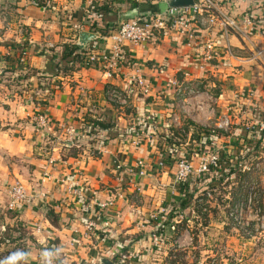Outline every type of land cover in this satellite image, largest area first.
Wrapping results in <instances>:
<instances>
[{
	"label": "crops",
	"instance_id": "0c3cea01",
	"mask_svg": "<svg viewBox=\"0 0 264 264\" xmlns=\"http://www.w3.org/2000/svg\"><path fill=\"white\" fill-rule=\"evenodd\" d=\"M37 1L43 6L33 5V0H0V199L8 197V191L16 183L27 188L33 200L13 211L18 223L31 230L35 244L41 248L56 243L62 264H99L101 258L115 261L120 253L135 255L132 264H168L166 249L157 250L153 245L150 218L157 214L173 217L181 209L184 196L177 192L174 183L177 162L175 167L171 164L160 167L157 164L160 158L154 154L149 140L138 145L136 136L130 139L124 136L138 124L142 125L139 129L142 135L161 131L170 126L173 120L169 119L179 120L175 105L181 103L192 112L186 103L196 106L201 103L199 96L203 94L188 100L177 98L176 86L171 81L190 86L219 83L226 89L219 97L215 96L218 98L206 92L219 106L225 97L239 101L238 94L244 87L246 92L247 87L255 89L261 100L264 97L261 79L253 77L251 87L247 80L243 84L240 77L245 74L240 66L249 68L255 62L250 59L242 62L244 59L234 55L235 51L245 53L243 49L251 53V49L237 36H230L233 57L214 61L200 70L185 38L176 32H165L143 45L126 42L121 69L107 80L103 67L99 64L85 67L82 55L111 52L114 32L123 22L164 12L170 6L169 1L54 0L51 8ZM230 1L234 13L242 15L243 5L238 0ZM260 1L253 2L251 8L255 9ZM262 6L264 13V3ZM93 7H108L109 12L91 18ZM93 23L96 26L92 29ZM80 32L94 34L97 39L80 49L79 61L62 64L61 47L78 46ZM254 41L264 47L263 40ZM24 54L25 62L21 63ZM48 57H54L53 63L60 64L58 75L48 68ZM135 65L146 79L150 90L147 95L130 84ZM34 73L41 77L36 78ZM9 74L19 77L9 81ZM40 82H45L44 88ZM110 88L130 93L129 105L124 108L113 105L107 95ZM260 109L264 111V100ZM40 115L47 118L48 128L38 125L36 119ZM92 135L94 142L90 141ZM171 151L166 154L167 160H173ZM202 160L203 157L200 165ZM140 163L144 167L136 168ZM118 164L121 170H117ZM132 168L136 173L144 170L146 175L133 181L129 174ZM119 195L123 198H118L114 206L99 209L102 202ZM242 196H237L235 203L244 201ZM49 208L54 210L59 226L47 218ZM89 221L101 224L102 231L87 232ZM104 223L108 226H103ZM223 224L210 221L203 226L189 219L179 225L187 227L194 241L183 256L179 255L183 264L185 261L208 264L214 256L219 264H235L234 260L236 264H264V236L259 241L246 240L235 236ZM194 226L207 234L198 236ZM177 227L165 228L170 241L185 231L178 233ZM38 254L28 246L23 263L44 264L47 258L42 263ZM21 263L18 260L12 264Z\"/></svg>",
	"mask_w": 264,
	"mask_h": 264
},
{
	"label": "built area",
	"instance_id": "2783aa9c",
	"mask_svg": "<svg viewBox=\"0 0 264 264\" xmlns=\"http://www.w3.org/2000/svg\"><path fill=\"white\" fill-rule=\"evenodd\" d=\"M44 3V7L51 8L54 0H40ZM170 1V0H165ZM195 4L192 6H185L179 8L169 7L164 12L149 13L132 20L123 22L117 31L114 32L113 40L115 42L111 52L97 53L87 52L82 55V64L85 67H90L94 64H99L103 67L104 75L107 80L113 78L114 74L118 73L123 65L124 45L125 43H131L133 45H143L153 39L154 37L165 32H176L185 38L186 46L191 50L194 61L197 63L200 70H205L207 65L212 64L214 61H224L227 57H233L231 51V45L229 43L230 36H237L245 44H248L251 51V61L258 63L263 69L264 79V47L258 46L255 39L264 41V21L255 22L250 14H235V7L231 4L230 0H194ZM247 0H238L239 5L246 4ZM80 29V26H77ZM207 35L204 36V35ZM214 37L215 39L208 38ZM25 55H22L20 62H25ZM237 58V57H236ZM130 84L139 88L143 95L150 93L149 87L146 83V79L139 68L135 65L133 72L131 73ZM171 85L176 86L177 94L182 92V84L171 81ZM246 91V90H245ZM193 92V91H192ZM109 101L116 107L124 108L129 104V95L125 90L118 88H110L108 90ZM248 95V96H247ZM257 95L255 89L247 87L246 96L254 97ZM39 126L48 128V121L44 115L38 116L36 119ZM254 127H248L244 131L246 135H241L242 142H246L249 147L248 150H253L257 146V140L259 135L264 138V118L260 117ZM229 127V121L219 125L221 129H227ZM215 133V130L212 131ZM246 149V147H244ZM221 150V149H218ZM217 150V151H218ZM257 154H264V146L262 149H257ZM216 151V150H215ZM243 150L241 151V154ZM231 167L236 169L240 173L245 172V166L242 163L234 162L233 159H229ZM51 164L54 161H50ZM160 167L165 166V162H160ZM143 168V164H139ZM213 166L215 169L221 170L222 166L219 163V158L214 152L203 157L201 166L199 167L198 174L204 175L209 170V167ZM122 166L118 164L117 170H121ZM253 169L259 171L261 169L260 164H255ZM195 169L191 161L187 158L180 159L177 162V168L175 172L174 183L175 186L182 183L184 180H188L193 174ZM129 174L132 176L133 181L136 177H143L146 175L144 170H140L136 173V169L129 170ZM9 200L11 210H16L18 206L22 204H30L33 200V196L28 192L27 188L21 184L16 183L9 191ZM119 197H112L102 202L99 209L104 211L109 207L116 204ZM195 207L190 208V216H186V211L179 209L173 217H162L161 215H152L150 220L153 223L150 227V235L154 247L156 249L165 248L167 251V257L170 259L168 264H183L179 259V255L182 252H186L193 246V237L188 233L187 227L185 231L179 236H175L171 239L163 233H157L156 230L159 224L167 222L169 226L175 227L182 225L189 219H195L198 217ZM229 219L232 223L233 229L237 231L239 236L246 240L259 241L264 236V207L259 206L257 201V194L248 192V197L244 201L237 202L229 211ZM167 225V226H168ZM103 226H108V223H104ZM166 226V227H167ZM87 232L94 233L96 231L101 232V224H97L96 221H89L86 225ZM173 238V237H172ZM168 246V247H167ZM168 249V250H167ZM136 256L129 253H120L116 256V262H122L123 264H132ZM186 258V257H184ZM44 264H58L53 256H50ZM208 264H219L218 261L213 258Z\"/></svg>",
	"mask_w": 264,
	"mask_h": 264
},
{
	"label": "rangeland",
	"instance_id": "374dc122",
	"mask_svg": "<svg viewBox=\"0 0 264 264\" xmlns=\"http://www.w3.org/2000/svg\"><path fill=\"white\" fill-rule=\"evenodd\" d=\"M147 2L150 3V0H147ZM243 50L245 53L243 52L239 54L235 51L234 55L237 58L244 59L242 62H247L248 59L252 58V55L245 49ZM247 67L248 66L245 65L240 66V68L244 70H241V72H245L243 77L240 75V77L243 78V84L248 81L252 87L254 85L252 83V78L254 77L261 79L264 85L261 68L258 67L256 63H251L249 64V68ZM34 74L36 78L41 77L38 73ZM18 77L19 76L13 77L9 74L8 80L12 81L13 78ZM227 79H231V77ZM16 82L17 79L12 83ZM40 83V87H45L43 82ZM224 85L226 86L225 83ZM223 89L225 90L226 88L221 87L219 83L215 86H209L206 82L203 85L198 84V86H190L188 83L182 84L183 91L177 94V98L188 100L189 98H194L195 96L203 94L202 97L199 96L201 103L198 102L196 106V103L192 104L187 102L186 106L192 108V110H194L192 112L187 111V108L183 107L181 103H179V106L175 105L179 120L169 119L173 120L171 123L169 122V127L165 126L161 131L150 133L149 137L144 141L146 142L149 140L151 148L154 149V154L160 158L157 161L158 165L161 161H165L166 165L171 164L175 167L176 162L183 159L182 156L194 163V169L196 172H194L189 178V191L199 192L198 190L202 189H206L207 191L200 193V195L197 196L195 201V211L198 217L197 219L195 218L196 220L193 219L192 221H198L199 223H202L203 226L209 224L210 221L214 223H224V227H230V231L238 237L239 234L233 229L228 216L230 209L236 202L235 198L243 195L242 197H245L243 200H245L248 197V192H253L254 190L257 194L259 206L262 208L264 207V154H257L259 152L257 148L251 150V147L250 150H248L249 147L246 142H242V133L240 134L242 130L257 125L256 123L260 118L258 110L262 108L264 97L260 100L259 96L255 95L249 99L247 97L248 95L246 96V88L244 87L243 89L239 88L241 89L237 98L239 101L236 99L228 100V98L225 97L220 100L222 104L219 106V103L217 104L215 100L212 101V99L206 94V92L209 91L210 95L214 96L213 98H218ZM241 96L247 98L249 101L242 99ZM223 104H226V106ZM129 109L132 110V108ZM198 115H200L201 118H198ZM226 120L229 121V127L226 130L219 128V125L226 122ZM217 123L218 125H216ZM213 130H215L214 134L212 133ZM208 132L219 138L217 146L214 147L213 150L215 153L218 149H221L225 151L228 159H233L234 162L242 163L245 166V172H239L240 175L238 179L228 176L227 173L220 174L221 171H215L209 174L206 173L204 175L198 174L199 166H201L200 159L204 157L206 152L203 142ZM237 133L240 136H238ZM134 138L139 145V138ZM143 138H145V136ZM244 147H246V149H244ZM170 150L172 151L169 152V154L172 153L174 156H172L173 160H167L164 158ZM242 150L243 153L241 154ZM193 158L195 159L193 160ZM257 163L261 165L259 171L253 169L254 165ZM213 178H216V181H213ZM196 184L198 186H196ZM9 195L10 192L8 193V197L4 196L5 199H0V264H12L14 261L18 262V260H21V264H24V258L28 255V246L31 247L29 244L32 239L31 230L25 228L27 229L25 231L17 228L16 221L18 223V218H16L17 215L14 214V210H11L9 206ZM232 195L234 197H232ZM216 212L218 214H216ZM206 232L207 231H201L200 233L194 226V233L198 236L204 237V235L207 234ZM197 241H199V237H197ZM199 245L200 244H198V246ZM31 248L36 251L34 247ZM207 248L209 250L212 249L211 247ZM262 253L264 254V251ZM181 255L183 256L184 252H182ZM231 257L229 259H234ZM213 258L217 260L216 256ZM231 262L232 261L229 260V263ZM185 263L188 264L187 261H185ZM233 263L236 264L237 260H234Z\"/></svg>",
	"mask_w": 264,
	"mask_h": 264
},
{
	"label": "trees",
	"instance_id": "16d2710c",
	"mask_svg": "<svg viewBox=\"0 0 264 264\" xmlns=\"http://www.w3.org/2000/svg\"><path fill=\"white\" fill-rule=\"evenodd\" d=\"M257 1L258 0H247L246 4H244L243 7H242V13L250 14V16H252V19L255 22H263L264 21V13L262 11L263 10L262 3H264V0H261L259 2L258 6L255 9L251 8L252 3L253 2H257ZM32 4L35 5V6H43L42 3L38 2L37 0H33ZM134 5L136 7H138L139 3L135 1ZM101 12H105V13L109 12L108 11V7H100V8L99 7L98 8L97 7H93L92 8V15L90 17L91 18H95ZM95 26H96V23L91 24V28L92 29ZM91 47L95 48L96 45H91ZM60 51H61V62L64 65L79 61V59L81 57V52H82L77 45H69V44L64 45L63 47H61ZM47 59H48V63H49L48 68L50 70H52V71H56L57 72L56 75H58L60 70H61L60 69V64L53 63L54 62V57H48ZM54 75H55V73L53 75L49 76V77L52 78V77H54ZM43 83H45V82H43ZM128 94L130 95V93H128ZM258 112L260 114V117L264 118V111L262 109H259ZM140 127H142V125L138 124L135 128H132L133 131H129L128 132L129 134L127 133L124 137L126 139H130L133 136H136V137L139 138V142L140 143L143 142L146 138L149 137V135H142L141 130H139ZM93 131L91 132V134H93L96 130L94 132ZM242 133H243V135L247 134L244 131H242ZM146 134H148V133H146ZM237 135H238V133H237ZM142 136L143 137L145 136V138H143ZM238 136H240V135H238ZM218 139L219 138L217 136L213 135L210 132H208L206 134L204 142H203V146H204V149L206 151L204 156H207L208 154L214 153L213 150H214V147L217 146ZM90 141L94 142V136L93 135H92V138L90 139ZM256 143H257V145H256L257 147L256 148L257 149H262V147L264 146V138L262 137V135H259V139L257 140ZM101 144L103 145V144H105V142L102 141ZM250 146H252V145H250ZM216 154H217V156L219 158V163L222 166V168L220 170L221 171L220 174L227 173L228 176H230V177H232L234 179H238L240 173H239V171H237L236 169H233L231 167V163H230L229 159L226 157L227 155H226L225 151L218 150L216 152ZM182 157L184 158V156H182ZM164 158L167 159L168 155H166ZM165 166H166V164H165ZM215 171H219V169H215L213 166H210L209 170L207 171V174L213 173ZM189 181H190L189 179L188 180H184L182 183H180L179 185L176 186L177 192H179L180 194H182L184 196L183 202H182L180 207H181L182 210L186 211V216L187 217L190 216V208L195 206V201H196L197 196L200 195V193H204V192L207 191L206 189L198 190L199 192L191 191V190L189 191V186H190L189 185L190 184ZM213 181H216V178H213ZM196 186H198V185L196 184ZM195 189H196V187H195ZM14 214L17 215L16 213H14ZM47 218L50 220V222L54 226H59V220L56 217V215L54 214V210L53 209H50V208L48 209ZM167 225H168L167 222L159 224L156 232L157 233H163V231H165V228H166ZM16 226H17L18 229H23L25 231L27 230L21 224L17 223V221H16ZM183 229H184V226H179V227H177V232L179 233ZM29 244L31 245V247H34L36 249V252L40 253L38 255L41 257L42 263L45 262L46 258L48 259V258H50V256H53L58 264H62L61 263V258H60L61 257L60 252L55 249L56 243L52 244V246H50L48 248L43 249L40 246H37L35 244V241H34V239L32 237L31 242ZM44 250H47L48 253L44 254L42 252Z\"/></svg>",
	"mask_w": 264,
	"mask_h": 264
},
{
	"label": "water",
	"instance_id": "95a60500",
	"mask_svg": "<svg viewBox=\"0 0 264 264\" xmlns=\"http://www.w3.org/2000/svg\"><path fill=\"white\" fill-rule=\"evenodd\" d=\"M195 4L194 0H170L169 7L179 8L185 6H192ZM97 39L94 34H89L85 32H80L78 47L84 49L90 42ZM99 264H123L122 262H116L109 260L108 258H101Z\"/></svg>",
	"mask_w": 264,
	"mask_h": 264
}]
</instances>
